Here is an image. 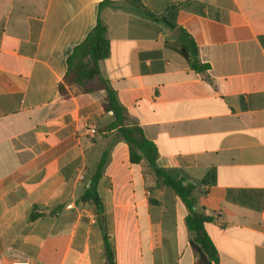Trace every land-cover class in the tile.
<instances>
[{
    "label": "crops",
    "instance_id": "crops-1",
    "mask_svg": "<svg viewBox=\"0 0 264 264\" xmlns=\"http://www.w3.org/2000/svg\"><path fill=\"white\" fill-rule=\"evenodd\" d=\"M109 1L0 0V264H107L105 233L116 264L198 261L188 208L105 129L107 93L59 91L100 18L111 43L102 74L127 122L157 146V165L195 185L196 210L213 217L212 264H264V0H141L153 19ZM171 10L207 71L167 46L176 36L161 18ZM105 151L102 224L80 199Z\"/></svg>",
    "mask_w": 264,
    "mask_h": 264
},
{
    "label": "trees",
    "instance_id": "trees-1",
    "mask_svg": "<svg viewBox=\"0 0 264 264\" xmlns=\"http://www.w3.org/2000/svg\"><path fill=\"white\" fill-rule=\"evenodd\" d=\"M126 1L130 2L144 16L155 18L154 14L145 8L141 0ZM108 3H110L109 0H102L100 9ZM175 13V10H171L168 17L161 18L176 36V42H168L167 46L179 51L186 57L193 70L197 72L207 71L210 67L209 64H203L200 61L197 43L184 28L176 24ZM110 53L111 43L108 38V29L100 18L97 25L89 32L84 41L74 48L67 59V72L58 86L62 97L66 99L70 96L68 89L72 86H78L85 94H94L99 91L107 93L102 101V107L106 113L113 115L114 121L105 129H117L120 137L129 146L131 163L138 164L146 159L149 168L158 181L171 188L188 208L189 214L186 217V225L191 235V247L198 255L196 264L217 263L219 260L218 251L206 230V226L213 221V217L209 216L205 210H196L197 200L193 196L195 185L187 182L188 177L182 174L180 170L159 167L157 165L158 149L155 143L145 137L139 125H130L127 122L126 108L119 102L116 91L111 87L109 81L104 78L101 71V62L107 59ZM107 162L108 152L105 151L90 178L89 186L86 187L80 199L82 203L91 202L94 204L95 212L102 224L105 223L104 205L98 192V184ZM37 209V206L33 209L32 220L38 216ZM104 242L107 264H116L115 247L106 233L104 234Z\"/></svg>",
    "mask_w": 264,
    "mask_h": 264
},
{
    "label": "built area",
    "instance_id": "built-area-1",
    "mask_svg": "<svg viewBox=\"0 0 264 264\" xmlns=\"http://www.w3.org/2000/svg\"><path fill=\"white\" fill-rule=\"evenodd\" d=\"M89 133L91 135H95L97 133V129L94 126H92L89 128ZM12 264H37V262L31 259H20V260H15L14 262H12Z\"/></svg>",
    "mask_w": 264,
    "mask_h": 264
},
{
    "label": "rangeland",
    "instance_id": "rangeland-1",
    "mask_svg": "<svg viewBox=\"0 0 264 264\" xmlns=\"http://www.w3.org/2000/svg\"><path fill=\"white\" fill-rule=\"evenodd\" d=\"M151 173H152V171H151Z\"/></svg>",
    "mask_w": 264,
    "mask_h": 264
}]
</instances>
